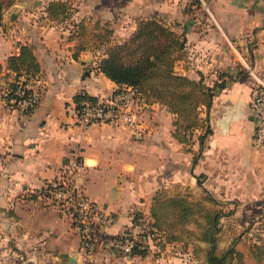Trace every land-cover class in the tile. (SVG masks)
I'll return each instance as SVG.
<instances>
[{
    "label": "crops",
    "instance_id": "0c3cea01",
    "mask_svg": "<svg viewBox=\"0 0 264 264\" xmlns=\"http://www.w3.org/2000/svg\"><path fill=\"white\" fill-rule=\"evenodd\" d=\"M70 1L77 9L72 20L89 14L117 18L114 34L121 39L138 20L160 18L186 37L185 56L175 64L178 72L195 79L202 73L212 85L225 71L229 75L222 78L229 81L213 97V133L193 163L198 142L190 147L176 139L173 114L159 103L138 98L140 135L122 124L81 126L75 94L85 91L100 99L119 87L97 69L99 51L75 55L73 26L48 17V0H16L5 8L0 19V264H81L77 227L65 208L38 193L73 158L81 163L84 192L112 218L86 264H123L112 241L135 214L150 219L159 189L203 187L216 198L237 200L235 215L245 202L241 197L254 198L264 190V154L253 145L248 106L252 79L248 70L242 78L233 66L264 73V0ZM21 43L32 46L40 66V99L30 112L10 108L2 99L11 78L6 59ZM211 117L227 119L226 126ZM246 208L258 211L254 205ZM188 254L176 241L163 246L151 240L138 264H192Z\"/></svg>",
    "mask_w": 264,
    "mask_h": 264
},
{
    "label": "trees",
    "instance_id": "16d2710c",
    "mask_svg": "<svg viewBox=\"0 0 264 264\" xmlns=\"http://www.w3.org/2000/svg\"><path fill=\"white\" fill-rule=\"evenodd\" d=\"M14 2L15 0H0V19L5 8ZM45 11L50 19L69 21L72 24L70 36L76 38L75 55L82 50L93 53L99 51L97 69L106 77L119 86H130L135 91V96L143 102L162 104L173 114L172 135L188 146L198 142V149L192 159L195 163L205 147V138L213 133L209 118L213 97L227 85L222 77L229 74L219 73V79L210 85L206 83L202 73L195 79L178 72L175 64L185 56L186 37L184 32L172 30L156 16L138 20L127 39L111 43L112 29L107 23L100 24L99 20H95L90 24L86 17L71 19L76 8L70 0H48ZM5 68L8 75H11L5 87L11 89L15 87L14 80L21 72L40 73L39 62L28 43L19 44L18 52L7 57ZM2 69L0 63V76ZM83 98L97 99L85 91H79L74 96L76 104ZM204 191L206 194L200 198H192L188 193L167 196L162 189L157 190L152 198L150 219L148 218L156 231L153 238L177 240L178 232L187 230L185 223L194 221L200 228L194 236L207 243L205 254L208 264H245L241 250L232 245L226 248L218 246L220 217L232 213V210L224 211L217 205V199L207 189L204 188ZM43 192L42 187L38 193ZM139 217L142 216L135 214L131 222ZM127 227L128 225L124 229ZM156 243L162 245L161 241ZM140 252L144 255L146 249ZM251 254L256 264H264L263 245L253 243Z\"/></svg>",
    "mask_w": 264,
    "mask_h": 264
},
{
    "label": "built area",
    "instance_id": "2783aa9c",
    "mask_svg": "<svg viewBox=\"0 0 264 264\" xmlns=\"http://www.w3.org/2000/svg\"><path fill=\"white\" fill-rule=\"evenodd\" d=\"M249 73L252 86L248 106L254 121L252 141L254 147L264 154V73L251 69ZM14 83L13 89L5 87L2 90L4 103L21 111L34 108L40 99L39 74L21 72ZM140 108L141 102L135 96V91L123 85L103 98L81 99L75 105V114L77 122L83 127L95 123L122 124L133 135H140ZM80 167L77 158L66 162L58 175L43 185L41 196L67 209L79 233L78 253L82 256L81 264H86L97 245L100 232L109 225L112 218L84 192L78 179ZM154 235L155 228L148 219L139 217L113 239L112 246L123 264H138L140 251L147 248Z\"/></svg>",
    "mask_w": 264,
    "mask_h": 264
},
{
    "label": "rangeland",
    "instance_id": "374dc122",
    "mask_svg": "<svg viewBox=\"0 0 264 264\" xmlns=\"http://www.w3.org/2000/svg\"><path fill=\"white\" fill-rule=\"evenodd\" d=\"M71 2L73 3V1ZM85 17L90 20V24H92L95 20H99L100 24L107 23V25L110 26L112 29V34H111L112 36L110 37L111 43H116L120 41L122 42L124 39H127L128 36L131 34L130 33L126 37L123 36L124 37L123 39H121V37L117 38V36L114 34L115 28L118 27L117 18L114 21H109L108 19L105 20L102 18H96L95 16H93V14H89V16H85ZM117 35H118V32H117ZM97 56H99V53L97 54ZM233 66L235 67L234 69L236 71V74L240 73L242 75V78H243V72H246L247 70L249 72V69H248L249 67L247 65H246L247 69L245 67L243 68V64L234 63ZM249 76H250V73H249ZM226 81H229V78H226ZM211 119L213 123L217 122L220 125V127H225L227 124V119H224V118H219L217 120H214L211 117ZM194 136L195 134L193 132L192 137ZM206 140H207V137L204 140L205 144H206ZM194 143H192V145L190 144L189 146L190 147L193 146ZM198 178L200 179L199 181H201L200 175H198ZM197 184L201 186L200 182ZM170 188H169L170 191H168L167 188L162 189L163 194L169 196V195H174L176 193H188L191 195L192 198H200L201 196L206 194L203 187H197L196 192H193L191 190L192 188H195V186H190L188 184L186 185V188H184V190H179L178 192L176 190L175 191L173 190V186ZM239 194H243V190H240ZM216 199L218 201L217 205L222 207L224 211L228 212L232 210V213L223 215L222 217H220L221 230L218 233V237H219L218 246L220 248H226L227 246L232 245L235 248L243 252L242 261H244L245 264H256L255 259L253 258L251 254V247L253 243H260L261 245L264 246V238L262 236V234L264 233V212H263L264 211V190H259L257 196L254 198L243 199V197H241V200L242 201L244 200L245 202L242 204V208L239 210L238 214L236 215L234 212L237 206L239 208V202L237 200L222 199V198H216ZM248 205L256 206L258 211H255L253 209L250 210V208H246ZM243 206L245 210H243ZM65 210L67 211L66 208ZM259 210L261 211L259 212ZM197 219L199 221L201 220L200 217H197ZM186 228H187L186 231H181V230L179 232L177 231L179 235V238L177 240L168 241L167 238H165L167 241L166 240L163 241L164 239L163 237L162 239L159 237V240L158 238H155V239L153 238V240H155V242L161 241L163 246H165L166 244L170 242L176 241L178 242V248L181 250V253L189 252L188 255L192 256L191 257L192 264H208L207 257L205 254V247L207 243L195 237L196 236L195 234L198 233V231H200L199 226L197 225L196 222L190 221V222L185 223V229ZM193 258L195 260H193ZM185 264H190V262L187 261L185 262Z\"/></svg>",
    "mask_w": 264,
    "mask_h": 264
}]
</instances>
